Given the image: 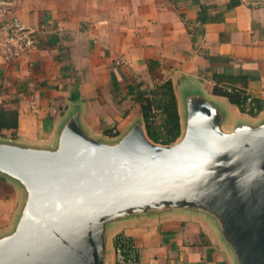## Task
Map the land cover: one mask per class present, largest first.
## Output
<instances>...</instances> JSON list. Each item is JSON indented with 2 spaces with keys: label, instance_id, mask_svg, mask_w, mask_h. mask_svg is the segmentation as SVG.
Wrapping results in <instances>:
<instances>
[{
  "label": "water",
  "instance_id": "obj_1",
  "mask_svg": "<svg viewBox=\"0 0 264 264\" xmlns=\"http://www.w3.org/2000/svg\"><path fill=\"white\" fill-rule=\"evenodd\" d=\"M174 93L180 134L169 144L141 116L117 135L92 133L80 99L49 142L0 135V178L18 194L0 264H111L118 227L168 216L205 222L231 264H264V111L236 116L196 80Z\"/></svg>",
  "mask_w": 264,
  "mask_h": 264
},
{
  "label": "crops",
  "instance_id": "obj_2",
  "mask_svg": "<svg viewBox=\"0 0 264 264\" xmlns=\"http://www.w3.org/2000/svg\"><path fill=\"white\" fill-rule=\"evenodd\" d=\"M14 15L35 31L31 51L10 62L0 55V107L17 109L21 141L49 142L74 99L92 133L117 135L141 116L136 91L165 80L175 91L196 80L212 93L209 69L250 76L247 93L264 99V0H17ZM17 204V191L0 178V231ZM118 235L138 251L131 264H231L200 220L127 222L112 233V246Z\"/></svg>",
  "mask_w": 264,
  "mask_h": 264
},
{
  "label": "trees",
  "instance_id": "obj_3",
  "mask_svg": "<svg viewBox=\"0 0 264 264\" xmlns=\"http://www.w3.org/2000/svg\"><path fill=\"white\" fill-rule=\"evenodd\" d=\"M201 22L204 21L200 17ZM156 63L149 61V69H152ZM210 79L213 82L211 92L215 96L224 97L231 104L236 106L240 112L246 113L251 117H256L264 110V99L251 98L247 102L250 95L247 93V84L251 77L237 74L230 75L225 73H216L210 71ZM74 93L72 98H76ZM133 101L140 106V113L143 119L148 137L154 142L161 144H169L175 141L180 134V120L178 114V103L174 93V89L170 80H165L154 85L148 90H138L134 93ZM18 126L17 109H6L0 107V135L4 131H9L12 137H15V131ZM104 134L114 136L112 129H105ZM118 235L114 240V245L120 241ZM124 237V236H123ZM119 239V240H118ZM126 243L124 246V254L128 256L136 249L132 241L124 237ZM138 255L134 261H138Z\"/></svg>",
  "mask_w": 264,
  "mask_h": 264
},
{
  "label": "built area",
  "instance_id": "obj_4",
  "mask_svg": "<svg viewBox=\"0 0 264 264\" xmlns=\"http://www.w3.org/2000/svg\"><path fill=\"white\" fill-rule=\"evenodd\" d=\"M17 0H0V55L5 62H10L15 58L31 51L35 46V31L23 24L15 15L14 8ZM118 63V62H117ZM250 95L247 102L251 101ZM114 134V133H113ZM117 236H115L114 240ZM120 241L114 245V256L117 264H131L138 254L137 249L128 256L124 254L123 236ZM113 240V242H114ZM119 240V239H118ZM124 245V246H123ZM135 249V247H132Z\"/></svg>",
  "mask_w": 264,
  "mask_h": 264
},
{
  "label": "rangeland",
  "instance_id": "obj_5",
  "mask_svg": "<svg viewBox=\"0 0 264 264\" xmlns=\"http://www.w3.org/2000/svg\"><path fill=\"white\" fill-rule=\"evenodd\" d=\"M208 72L210 73V69H209V71H208ZM209 73H205V77H210V74H211V73H210V74H209ZM222 101L225 103V101H224V100H222ZM137 110H138L137 108H136V109H134V110L132 109V112H133V113H134V112H137ZM262 112H263V111H262ZM249 118H252V117H249ZM253 118H254V117H253ZM255 118H257V117H255Z\"/></svg>",
  "mask_w": 264,
  "mask_h": 264
}]
</instances>
